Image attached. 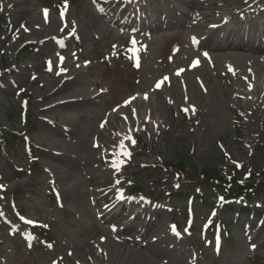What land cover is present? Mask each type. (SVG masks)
Listing matches in <instances>:
<instances>
[{
	"label": "rangeland",
	"instance_id": "rangeland-1",
	"mask_svg": "<svg viewBox=\"0 0 264 264\" xmlns=\"http://www.w3.org/2000/svg\"><path fill=\"white\" fill-rule=\"evenodd\" d=\"M57 1L0 0V136L15 138L0 140V264H264V190L225 202L221 185L178 183L162 167L183 161L188 172L225 180L237 169L264 172V110L251 117L235 90L247 93L242 79L253 66H224L212 50L220 30L194 51L193 37L205 43L187 27L155 18L152 30L142 0H121L128 18L99 15L116 0L63 9ZM195 1L207 3L208 15L225 0ZM188 2L159 0L151 9L191 12ZM44 17L50 30L35 23ZM255 68L264 79V64ZM58 74L70 80L53 93ZM75 84L93 98L57 105ZM121 142L130 156H116ZM116 158L119 170L108 171ZM213 223L230 231L220 237ZM160 232L145 249L146 234Z\"/></svg>",
	"mask_w": 264,
	"mask_h": 264
},
{
	"label": "bare ground",
	"instance_id": "bare-ground-1",
	"mask_svg": "<svg viewBox=\"0 0 264 264\" xmlns=\"http://www.w3.org/2000/svg\"><path fill=\"white\" fill-rule=\"evenodd\" d=\"M140 8L143 10V15L141 20L145 23L151 24V29H158V20L161 22H167L168 27H173L175 25H181L185 28L187 27L192 32H196V37L199 41H203L204 45L195 44L193 41H190V48L194 51L196 49H205L208 46L209 41L217 36V30H220V37L217 40V44L213 51L217 56L222 57L224 61V66L231 68L234 71L239 70L243 65L253 66V71L247 73L242 79L245 84L244 92L240 88H235L237 92H242L245 94V97L248 100V105L250 109L251 117H258L259 112L264 110V79L258 80L259 71L255 67L258 66V62L264 64V1L262 0H225L222 3V6L216 5V9L211 13L209 11L208 15H205L203 9L206 8L207 3L198 2L193 0L194 8L191 12L189 11H180V7L184 8L189 6V0H177L179 5L174 8L171 7L172 14H169L167 9L162 6L155 10L151 9V4L158 2L159 0H142ZM105 3V2H103ZM120 6V7H118ZM219 6V7H218ZM106 8L103 11H100V16H106V13H113L118 17L128 18L130 16L129 5L128 3L122 4L121 0H116L112 4L105 6ZM210 10L211 8H206ZM170 10V8H169ZM224 15V18L221 19V16ZM208 16V17H207ZM170 17V18H169ZM226 21H230L229 27H224ZM40 29L50 30L52 28V20L48 18H42L41 21L35 22ZM207 44V45H206ZM189 48V49H190ZM261 48H263L261 50ZM210 49V51H212ZM207 57H214L213 54L207 55ZM247 64V65H246ZM21 75L19 72L14 78H18ZM2 76V75H1ZM6 77V76H4ZM10 80V77H7ZM61 80H70L68 77L58 74L54 76L51 80V89L53 93L57 92V89L54 88L55 85H59ZM77 90L72 93V97L62 98L55 103L57 105H64L65 103L74 102L77 100H87L92 99L93 96L90 92H82V89H78V85L75 84ZM253 123V122H252ZM253 126L254 124H250ZM57 145H62L63 142H54ZM56 151V150H55ZM107 161V160H106ZM114 167L112 162L110 163V168L108 171H111ZM69 176L72 175L69 173ZM114 205L115 202H112ZM161 209L166 210L165 204L162 202ZM110 210H107L106 213H109ZM160 218L164 215V212L159 213ZM168 237L172 236L171 230L168 228ZM144 238L143 246L145 249L150 250L151 245L155 241H159L163 238L162 232L159 234L149 233ZM142 238L143 236L140 235ZM128 245L132 247L138 246V239L135 237H129L126 239ZM136 249H132L133 251ZM131 252V250L129 249ZM137 251V250H136ZM131 254V253H130ZM128 253V257L130 255Z\"/></svg>",
	"mask_w": 264,
	"mask_h": 264
},
{
	"label": "trees",
	"instance_id": "trees-1",
	"mask_svg": "<svg viewBox=\"0 0 264 264\" xmlns=\"http://www.w3.org/2000/svg\"><path fill=\"white\" fill-rule=\"evenodd\" d=\"M68 1V0H67ZM65 3L63 0L59 1V5ZM6 137L3 135L1 136L2 139H7V142L12 143L14 141L11 134H5ZM162 166L166 167L167 169H171L178 175L180 180H184L190 183H203V182H210L212 184H217L220 182V178L216 176L213 171L204 169L200 172L199 176L190 177L188 172L184 169L182 163H175L172 164L170 162H165ZM239 173V170L237 171ZM241 172V171H240ZM240 176H234L230 181L227 182V188L225 192V196L228 199L234 198H250L253 190L255 189H264V174L258 173L253 174L241 180Z\"/></svg>",
	"mask_w": 264,
	"mask_h": 264
},
{
	"label": "snow or ice",
	"instance_id": "snow-or-ice-1",
	"mask_svg": "<svg viewBox=\"0 0 264 264\" xmlns=\"http://www.w3.org/2000/svg\"><path fill=\"white\" fill-rule=\"evenodd\" d=\"M93 2L95 3V0H93ZM99 10H100V11H103V9H99ZM47 11H48L47 9L44 10V12H45V16H47ZM61 15L63 16V13H62ZM193 42H194V43H198V41L196 40L195 37H193ZM203 55H204V56H207V53H203ZM61 60H63V58H61ZM49 63H50V62H49ZM198 63H199L198 60H193V65H194V66H195L196 64H198ZM62 71H63V69H62ZM157 86H159V85H157ZM125 103H127V101H126ZM133 113H135V109H133ZM101 127H103V125H101ZM127 139L130 140L131 143H132L133 145L136 143V141H135L131 136L127 137ZM94 146H96V145H94ZM120 149H121V151L118 152V153L116 154L117 157H119L120 155H124V156H130V155H131V153L128 152L127 149L125 148L123 142H121V144H120ZM121 163H122V161H121L120 159L116 158V159L113 160V162H112V166H113L114 168H116L117 171H118ZM237 167H239L238 164H237ZM177 186H178V185H177ZM171 230H172L173 234L179 236V233L176 231V227H175V225H172V226H171ZM186 231H187V229H186ZM102 239H103V238H102Z\"/></svg>",
	"mask_w": 264,
	"mask_h": 264
}]
</instances>
